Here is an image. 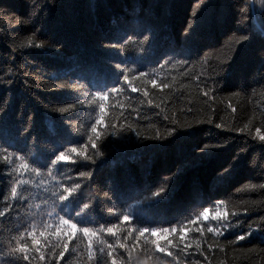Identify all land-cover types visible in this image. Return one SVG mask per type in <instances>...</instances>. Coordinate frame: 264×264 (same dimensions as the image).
I'll return each instance as SVG.
<instances>
[{"label":"trees","instance_id":"1","mask_svg":"<svg viewBox=\"0 0 264 264\" xmlns=\"http://www.w3.org/2000/svg\"><path fill=\"white\" fill-rule=\"evenodd\" d=\"M0 213V264H264V3L0 0Z\"/></svg>","mask_w":264,"mask_h":264},{"label":"snow or ice","instance_id":"2","mask_svg":"<svg viewBox=\"0 0 264 264\" xmlns=\"http://www.w3.org/2000/svg\"><path fill=\"white\" fill-rule=\"evenodd\" d=\"M245 39H246V37H245ZM94 131H95V129H94ZM23 183H27V182L24 181ZM11 194H12L13 197L16 196V194H17V190H16V188H12V190H11ZM0 215H3V213H0ZM205 215H207V214L205 213ZM125 219H127V217H125ZM64 223H67V221H64ZM71 227H72L73 230H75V227H76V226L73 224ZM109 231H111V229H110ZM84 232H85V234H87V233H88V229H87V230L84 229ZM69 238H71V233H69ZM33 239H35V237H33ZM241 239H243V237H241ZM64 247H65V249H66V248H67V244H65ZM20 250H21V251H25V249H23V248H21ZM61 255H62V254H61Z\"/></svg>","mask_w":264,"mask_h":264},{"label":"clouds","instance_id":"3","mask_svg":"<svg viewBox=\"0 0 264 264\" xmlns=\"http://www.w3.org/2000/svg\"><path fill=\"white\" fill-rule=\"evenodd\" d=\"M262 3H264V0H261ZM55 160H64L63 154H60L59 156H57L55 158ZM55 160L53 161V163H55ZM62 199H64V197H62ZM87 230V229H86Z\"/></svg>","mask_w":264,"mask_h":264}]
</instances>
